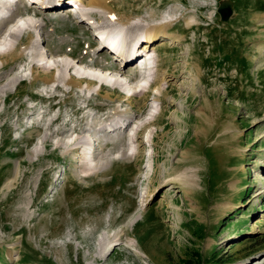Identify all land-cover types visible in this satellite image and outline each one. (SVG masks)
I'll return each mask as SVG.
<instances>
[{
	"label": "rangeland",
	"instance_id": "374dc122",
	"mask_svg": "<svg viewBox=\"0 0 264 264\" xmlns=\"http://www.w3.org/2000/svg\"><path fill=\"white\" fill-rule=\"evenodd\" d=\"M222 2L232 7L226 21L217 12ZM108 4L114 17L106 22L169 21L178 40L152 43L143 61L153 63L157 81L146 92L138 93L145 87L136 83L137 67L116 75L122 86L108 81L89 99L62 84L45 95L44 77L56 72L39 69L43 59L34 67L28 60L34 32L44 38L38 49L53 55L48 63L73 55L97 67L123 64L90 47L94 29L76 9L30 8L45 13L43 28L18 39L22 56L0 67V85L23 75L0 92V264H264V0ZM105 17L97 15L99 23ZM156 109L138 142L101 130L116 111L140 124ZM81 134L96 139L75 149ZM168 169L188 182V196L166 180Z\"/></svg>",
	"mask_w": 264,
	"mask_h": 264
},
{
	"label": "bare ground",
	"instance_id": "6f19581e",
	"mask_svg": "<svg viewBox=\"0 0 264 264\" xmlns=\"http://www.w3.org/2000/svg\"><path fill=\"white\" fill-rule=\"evenodd\" d=\"M4 1L5 0H0V8L5 6ZM76 1H78V6L74 7L72 5V2H76ZM108 1H110V0H48L49 5H47V6H42L39 4L36 5L40 9L43 8L42 10L45 11V13L46 12H58V13H60V12H67V11H70L72 9H76V14H77L76 18H78V19L81 18L83 21H84V17L87 19V17H89V15L97 18V15L105 14V16H106L105 21L103 20V22L99 23V21H98L99 19L97 18V21H96L97 28L99 27V30L102 31L106 27H109V28L112 27L111 31L117 30L120 32V37H119L120 39H119V41H117V43H119V44H115V45H117L118 49H120V50H117V53L119 56L122 57V59H124V60L127 59L124 62V64L122 65L123 67L119 66V65H114V66H111L108 68L106 66L97 67L98 65L95 66V64H87L84 61L85 60L84 58L83 59H76L73 55H67L66 56V58H69V59L71 58L72 61H67V60L66 61H59L58 60L59 58L57 59V57H56V59L54 58L55 60L53 59L51 61V63H48L47 58L52 57L53 56L52 53H50L49 50H46V54H45L44 50L38 49L37 43L33 42V44L31 43V45L26 46L27 48H30L32 50L30 53H27V55H26V56H28L27 58H29L28 60L30 62H32V67H34V64L36 65L35 59L37 57V62H38L39 58L43 59L42 64L39 65L38 68L42 69V71L44 73L56 72L54 75H52L53 77H51L50 79H48V77H44L45 78L43 80L44 88H45V86H48V87H49V85L51 86L49 88V90L45 89V92H44L45 95L49 92L53 93L54 91H57L61 84L67 86V92H69V93H70L72 87L77 88L78 91H80L81 93H84V92L88 93L89 96L88 95L86 96V97H88V99L90 97V93L91 94H94V92L98 93L100 88L105 85L104 83H107L108 81H112V87L113 88L118 87V86L120 87V86H122V83H121L120 79H117L116 75L117 76H118V74L128 75L130 69L136 70L137 67H139L138 61L136 62V57L131 58L133 50H135V52H138V54H141L139 57H137L140 61L143 58H146L147 54L150 51L155 52V48H154V46H152V43H154V41H156V39L167 36V38L172 39L174 41L178 40L177 36H174L172 33L169 32V29H170L169 21H163L161 23L149 24V25H146L143 27L142 26L135 27L134 25H130L127 22V20L122 21L121 20L122 18H118L116 20V24H111V23L106 22V19H112L114 17V9L112 8L111 5L108 4ZM8 8L10 10H14L16 12L19 11V7H18L17 3H15L14 5H10ZM91 10H97L98 12L91 11ZM1 13H3V11ZM1 13H0V26H1V28H0V67L9 58H16L17 56H22V52L17 51L18 39H20L22 36H26V34H28V33L32 34L30 32V28H36L37 31L38 30L40 31L44 26L43 23L45 22V13H42V12L37 11V10H34V11L31 10V13L29 15L30 21L23 22L22 23L23 26L15 24L13 27H9V24H14V21H12V19H10V20L5 19L6 18L5 15H3V14L1 15ZM68 17H70V16H68ZM91 28H93V27H91ZM6 31L9 35V39L7 41L6 40L4 41L2 35L4 36V32H6ZM23 31L26 34H24ZM95 32H96V29H95ZM21 34H23V35L21 36ZM30 34H29V36L32 38L33 34L32 35H30ZM38 34H39V32H38ZM40 35H42V34H40ZM93 35L95 36V39L93 41H91V43H89L90 47H92L96 44L97 38H96L95 33ZM141 35L143 36V38H142L143 40L141 41V44L139 46L137 44V42L134 40ZM17 36H18V38H16ZM44 54H45V56H44ZM82 65H88L87 66L88 69L83 70V72H81L82 69L80 66H82ZM119 67H121V68H119ZM124 67H128V68L124 69ZM94 68H96V69L99 68L100 72H95V70H92ZM144 68H147V64L145 62L141 64V69H144ZM70 70L77 73L78 77L75 78L72 75L66 76V73H67L66 71H69V73H70ZM150 70H151V68H149V72H150ZM34 71L35 70L31 69L30 74H31V72L34 73ZM16 72L17 73L9 75L8 80L0 85V92H5L8 89H10L11 87H15V85L18 84L23 79V75L21 74L22 72L21 73H19L18 71H16ZM106 72L108 73V75H106ZM143 72L144 71L142 70V73ZM110 75H112L114 77H112V76L110 77ZM89 76H92V77H89ZM99 76H103V77H99ZM33 77H35V78L39 77V72L36 71V73L33 75ZM161 78L163 80H165L164 76ZM96 79H97V81H96ZM143 79L144 78H138L137 81L140 82ZM83 80L86 81L85 82L86 85L84 84L85 87H83V85H82ZM156 81H157V77H155L153 75V80L150 82L148 87H150L152 84L156 83ZM96 82H98V85H97L98 88L97 89L94 86L95 84H97ZM128 83L132 84L130 79L128 80ZM135 86L137 87L138 85L136 84ZM135 86H134V88H135ZM148 87L138 90V93L146 92ZM159 90H160V88L157 89V91H159ZM64 92L66 93V91H64ZM136 94H137V92L133 91L130 96H133ZM154 99H155V101H158V102L161 101V99L159 97L154 98ZM159 112L156 109V110L151 111L150 113H148L146 115V116H148V118L146 120L142 121L140 124H138V126L140 128L135 130L134 138L131 140L130 143H135V142L139 141L140 136L138 133H139L140 129L144 128L146 125L147 126L151 125L156 120ZM125 114H126L125 110L124 111H121V110L116 111L115 117L109 118L108 123L104 122L102 124L103 127H101V130H105L108 132L117 131L118 135L121 134L119 136H122L124 134L126 136V134L129 131V128L132 127L133 122L137 118L130 117V116L126 117ZM57 120H58V115L55 118H53L49 124H52L53 122L55 124V121H57ZM104 124H105V126H104ZM124 124H125V126L122 128V126ZM85 129L87 130V127ZM68 131L70 132L73 130H71V129L70 130H67V129L63 130L62 129L60 131V129H59V134L64 135ZM69 132H68V134H69ZM73 132L76 133L75 130ZM76 134H79V133L77 132ZM50 136H52V135H50ZM71 138H72V136H71ZM93 139H96V138H92L91 140H88L86 142L84 140V136H82V134L79 136L76 135V138L73 139L74 140V146L73 147L75 149L76 148L80 149V148L88 145L89 144L88 142L93 141ZM146 140L151 141V138L146 139ZM63 143H66V142H63ZM81 143H83V144H81ZM81 153L86 154V150L85 151L83 150ZM134 153H137V151L136 150L133 151L130 154V157H132L134 155ZM165 176H166L167 181L172 182V183H177V184H179V186L181 185L183 187V196H188V192H187L186 188H188L189 184L186 180H184L182 178L181 173H176V172L172 171L171 169H168L166 171Z\"/></svg>",
	"mask_w": 264,
	"mask_h": 264
},
{
	"label": "water",
	"instance_id": "95a60500",
	"mask_svg": "<svg viewBox=\"0 0 264 264\" xmlns=\"http://www.w3.org/2000/svg\"><path fill=\"white\" fill-rule=\"evenodd\" d=\"M217 12L220 14V19L226 21L232 15V7L229 3L222 2L217 8Z\"/></svg>",
	"mask_w": 264,
	"mask_h": 264
},
{
	"label": "trees",
	"instance_id": "16d2710c",
	"mask_svg": "<svg viewBox=\"0 0 264 264\" xmlns=\"http://www.w3.org/2000/svg\"><path fill=\"white\" fill-rule=\"evenodd\" d=\"M191 224H194V223H191ZM215 260H219L221 261L222 259H217V258H214ZM211 264H217V263H211Z\"/></svg>",
	"mask_w": 264,
	"mask_h": 264
}]
</instances>
